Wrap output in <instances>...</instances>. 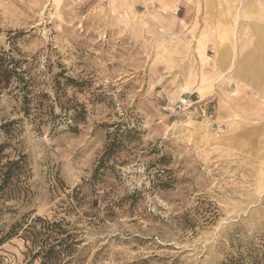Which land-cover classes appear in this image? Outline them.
I'll list each match as a JSON object with an SVG mask.
<instances>
[{"label": "rangeland", "instance_id": "rangeland-1", "mask_svg": "<svg viewBox=\"0 0 264 264\" xmlns=\"http://www.w3.org/2000/svg\"><path fill=\"white\" fill-rule=\"evenodd\" d=\"M248 1L0 0V264H264Z\"/></svg>", "mask_w": 264, "mask_h": 264}, {"label": "trees", "instance_id": "trees-1", "mask_svg": "<svg viewBox=\"0 0 264 264\" xmlns=\"http://www.w3.org/2000/svg\"><path fill=\"white\" fill-rule=\"evenodd\" d=\"M11 69H8L7 67L2 65V62H0V82L3 80H7L9 77ZM116 139L111 141V143L108 145L107 150L105 152L104 157L102 158V160L104 161L105 157L107 158L109 155H111L113 153V151L116 149ZM0 150H1V146H0ZM102 161V163H103ZM8 166V170L4 172L5 177L7 176V178H4V180L9 179V173L11 172V169H9V166H11V164L7 165ZM9 171V172H8ZM25 221L22 220L21 222H17L15 225H13L14 227L17 226H24L23 223ZM25 224V223H24Z\"/></svg>", "mask_w": 264, "mask_h": 264}, {"label": "bare ground", "instance_id": "bare-ground-1", "mask_svg": "<svg viewBox=\"0 0 264 264\" xmlns=\"http://www.w3.org/2000/svg\"><path fill=\"white\" fill-rule=\"evenodd\" d=\"M263 4V0H249L248 1V3H246V6L247 5H250L251 6V9H255V10H259L260 9V5H262ZM257 26H259V25H257ZM255 29H256V31H257V27H255ZM259 29V28H258ZM262 29V28H261ZM260 30V29H259ZM261 32V31H260ZM226 64H227V61H225V59H220V61H219V66L220 67H222L224 70L225 69H228L229 68V65L228 66H226ZM259 74V73H258ZM233 78V77H232ZM249 82V81H248ZM210 86V85H209ZM202 87H203V85H202ZM205 85H204V88L203 89H205ZM207 88V87H206ZM209 88V87H208ZM207 88V89H208ZM210 88H211V86H210ZM200 89H202L201 87H200ZM204 91V90H203ZM200 93V92H199ZM203 96V95H202ZM201 96V97H202ZM221 104V103H220Z\"/></svg>", "mask_w": 264, "mask_h": 264}, {"label": "built area", "instance_id": "built-area-1", "mask_svg": "<svg viewBox=\"0 0 264 264\" xmlns=\"http://www.w3.org/2000/svg\"><path fill=\"white\" fill-rule=\"evenodd\" d=\"M187 102V99L186 98H182L181 101H179L178 104L172 106V108L176 109L177 107H180L182 104L186 103Z\"/></svg>", "mask_w": 264, "mask_h": 264}]
</instances>
